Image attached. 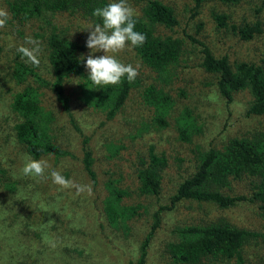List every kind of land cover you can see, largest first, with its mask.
Listing matches in <instances>:
<instances>
[{
  "label": "rangeland",
  "instance_id": "rangeland-1",
  "mask_svg": "<svg viewBox=\"0 0 264 264\" xmlns=\"http://www.w3.org/2000/svg\"><path fill=\"white\" fill-rule=\"evenodd\" d=\"M12 1L0 0V264H132L148 237L145 264H175L165 246L177 239L178 229L218 218L264 234V205L252 199L248 181L233 180L225 190L229 195L246 196L233 207L223 209L213 202L192 199L170 207L178 182L196 171L199 152L221 148L233 137L264 133V113L248 115L244 94H235L228 105L217 89L216 78L201 70L198 44L188 43L169 81L164 82L141 61L123 34L110 32L78 13L45 12L19 22L12 15ZM109 1L138 16L144 3ZM171 1L179 14V25L173 31L176 35L184 36L185 30L207 44L214 55H227L230 62L264 64V0L229 5L209 1L199 8L191 0ZM214 9L225 12L229 21L237 24L259 21L262 31L244 40L231 29L215 25L211 17ZM193 12L196 15L192 16ZM51 31L63 33L83 47L79 56L96 83L128 79L129 94L112 117L106 109L87 102L84 90L88 86L77 76L64 83L69 111L63 109L50 86L52 75L40 62ZM17 60L35 65L47 82L27 79L38 88L43 108L52 114L48 133L66 152L62 156L44 154L34 160L16 139L18 116L11 100L21 88L11 78V68ZM150 84L163 87L175 100L165 126L153 122L152 109L144 103V89ZM186 110L199 128L190 141L181 140L175 127V118ZM84 138L92 151L95 184L83 168ZM152 145L168 162L159 194L144 195L137 191L139 158L146 156ZM108 179L128 191L125 204L139 206L127 230L110 226L103 211ZM40 224L52 239H41L35 233ZM22 251H29L38 261L29 260ZM262 256L264 236L244 249L246 264H256Z\"/></svg>",
  "mask_w": 264,
  "mask_h": 264
},
{
  "label": "trees",
  "instance_id": "trees-1",
  "mask_svg": "<svg viewBox=\"0 0 264 264\" xmlns=\"http://www.w3.org/2000/svg\"><path fill=\"white\" fill-rule=\"evenodd\" d=\"M141 15H131L109 0H13L10 9L13 17L19 22L28 21L42 13H78L115 34L127 37L132 49L151 70L156 72L164 82H168L174 66L188 48V43L199 45L201 70L216 78L219 93L231 104L235 94H244L246 113L261 115L264 113V64L240 60L230 62L227 55L216 56L207 44L198 38L185 33L176 35L173 31L179 25V14L171 0H142ZM195 8L202 7L209 1L223 4H237L240 0H191ZM196 15L195 12L192 16ZM211 17L218 28H229L244 40L251 39L261 33L259 21L237 24L229 21L225 12L211 11ZM201 28V23L198 24ZM51 31L45 38V51L40 62L52 75L51 89L65 111H69V98L64 90L65 81L71 76L85 79L88 86L85 91L87 102L92 107L107 110L109 117L124 104L131 85L128 79L108 78L107 82L98 84L94 77L86 72L84 61L79 54L83 47L65 34ZM2 46L0 45V54ZM33 77L35 82L46 84V80L37 71L35 65L17 60L11 68V78L18 89L12 96L11 108L17 114L18 121L14 125L17 141L26 153L34 160L41 155L53 154L62 156L64 150L57 147L48 133L52 114L41 105L40 93L36 86L27 81ZM144 103L152 109L153 122L158 126L167 124V115L174 107L175 100L163 87L148 85L143 93ZM175 118L178 137L190 141L199 128L194 124L190 111L179 113ZM83 168L93 184L96 173L93 169L92 151L87 139L82 141ZM167 157L163 152L149 146L147 155L139 158L137 171L140 194L158 195L161 188L162 172L167 166ZM2 169L0 168V172ZM233 180H243L252 185V199L264 205V133L252 137H233L221 148L211 147L199 152L196 171L184 176L177 184L171 196V205L183 199L209 201L220 208H230L246 200L245 195H229L225 190L231 188ZM107 194L103 199V211L110 226L116 229L129 228V221L136 217L138 205L124 203L128 191L118 187L113 179L105 184ZM170 207H166L169 209ZM157 219V216H156ZM156 224L151 230L155 229ZM41 238L52 239V234L45 230L44 224L34 228ZM264 236L257 231L236 227L224 218L203 224L184 226L178 229L176 240L168 242L165 252L175 264H246L244 249L259 237ZM149 237L145 239L147 243ZM46 242V241H45ZM140 247V255L135 263L145 264L146 243ZM257 245V243H254ZM27 247H25L26 249ZM33 259L32 253L21 252ZM256 264H264V258Z\"/></svg>",
  "mask_w": 264,
  "mask_h": 264
}]
</instances>
